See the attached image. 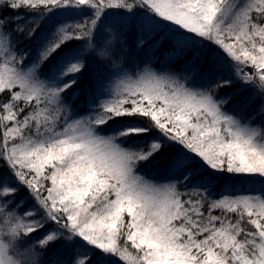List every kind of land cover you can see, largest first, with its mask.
<instances>
[{"label": "snow or ice", "instance_id": "1", "mask_svg": "<svg viewBox=\"0 0 264 264\" xmlns=\"http://www.w3.org/2000/svg\"><path fill=\"white\" fill-rule=\"evenodd\" d=\"M262 130L264 0H0V264H264Z\"/></svg>", "mask_w": 264, "mask_h": 264}, {"label": "trees", "instance_id": "2", "mask_svg": "<svg viewBox=\"0 0 264 264\" xmlns=\"http://www.w3.org/2000/svg\"><path fill=\"white\" fill-rule=\"evenodd\" d=\"M10 15V13H9ZM125 40L124 44L127 46L124 48L123 51H121V45L116 46V56L113 57H107V58H100L97 57L98 63H103L106 65L109 69H111L113 72H119V68L116 67L115 64L112 63V60L115 59L116 63L119 64L121 68H124L126 71H129V74H131L130 69L133 67L143 68V67H151L155 71L158 72H168L169 74H178V73H185V74H191L190 69L184 67L186 65L188 57H185L183 59H176V60H169L167 58L168 53H170L173 50L172 44L169 41H165L163 44L159 45L158 47L154 48L153 50L149 51V45L152 43V41H149L147 44H145L142 48H137L135 46V37H136V31L135 28H129L125 32ZM159 35L154 39H158ZM110 38V37H109ZM19 47L21 49H28L32 48L33 46L30 44L29 41L25 40L22 37H17ZM32 55L34 56L35 53L33 51ZM31 58V57H30ZM147 61V63H146ZM95 67V65L93 66ZM46 67L41 68L40 72L44 73L46 72ZM117 78L113 76L110 80L106 82L105 87L114 82ZM193 79H196L195 76H193ZM114 86V85H113ZM239 84H234L232 88H226L221 89L217 95L218 96H224L231 92H234L237 88H239ZM246 94V93H245ZM76 103H79V99L77 98L75 100ZM227 108H231V104L226 106ZM258 122V121H257ZM264 131V130H262ZM141 174L146 179H151L153 176V173L155 172L154 166H149L146 164L140 165ZM226 179V178H225ZM220 190H223V183L218 181ZM237 192L239 193L240 190L237 189ZM246 194V193H244ZM259 194V193H257ZM214 196L218 195V192L213 193ZM36 250H41L39 247L36 248ZM39 252H42L39 251Z\"/></svg>", "mask_w": 264, "mask_h": 264}, {"label": "rangeland", "instance_id": "3", "mask_svg": "<svg viewBox=\"0 0 264 264\" xmlns=\"http://www.w3.org/2000/svg\"><path fill=\"white\" fill-rule=\"evenodd\" d=\"M115 82H116V80H115L114 82L108 84V85L105 87V90L107 91V90H109L110 88H112L113 85L115 84ZM35 250H36V249H35ZM39 251H41V250H36L37 253H41L39 259H40V260H43V259H44V256H43L42 252H39Z\"/></svg>", "mask_w": 264, "mask_h": 264}]
</instances>
